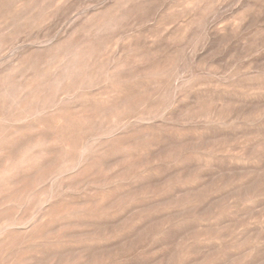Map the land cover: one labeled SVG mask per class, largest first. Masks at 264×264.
I'll use <instances>...</instances> for the list:
<instances>
[{
  "label": "rangeland",
  "instance_id": "obj_1",
  "mask_svg": "<svg viewBox=\"0 0 264 264\" xmlns=\"http://www.w3.org/2000/svg\"><path fill=\"white\" fill-rule=\"evenodd\" d=\"M0 264H264V0H0Z\"/></svg>",
  "mask_w": 264,
  "mask_h": 264
}]
</instances>
